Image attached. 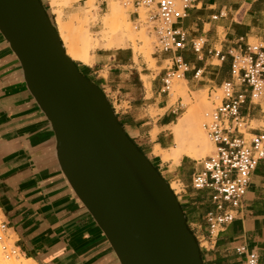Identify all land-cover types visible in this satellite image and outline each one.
Wrapping results in <instances>:
<instances>
[{
    "label": "crops",
    "instance_id": "1",
    "mask_svg": "<svg viewBox=\"0 0 264 264\" xmlns=\"http://www.w3.org/2000/svg\"><path fill=\"white\" fill-rule=\"evenodd\" d=\"M176 26L187 34L184 49L154 53L157 66L136 61L128 49L99 50L82 73L103 90L129 137L146 154L175 147L172 128L180 105L163 91L170 70L181 73L190 92L215 91L232 79L233 54L264 44V0H193ZM201 41L196 52L193 43ZM200 72L199 76L196 74ZM182 104V103H181ZM242 114L264 131V98L250 99ZM157 131L153 135L154 131ZM160 146V147H159ZM162 172L167 167L159 155ZM202 162L183 157L168 171L194 236L206 234L205 215L215 207L210 190L196 191L192 178ZM0 208L16 236L20 253L37 264H121L105 234L70 186L57 158L51 124L30 93L22 66L0 32ZM245 246L264 264V160L251 175L236 220L214 249H201L204 264H244L236 249Z\"/></svg>",
    "mask_w": 264,
    "mask_h": 264
},
{
    "label": "water",
    "instance_id": "2",
    "mask_svg": "<svg viewBox=\"0 0 264 264\" xmlns=\"http://www.w3.org/2000/svg\"><path fill=\"white\" fill-rule=\"evenodd\" d=\"M0 32L51 124L62 172L121 264H204L169 182L129 137L109 99L67 56L41 0H0ZM114 144L142 173L170 217L153 215L122 169Z\"/></svg>",
    "mask_w": 264,
    "mask_h": 264
},
{
    "label": "built area",
    "instance_id": "3",
    "mask_svg": "<svg viewBox=\"0 0 264 264\" xmlns=\"http://www.w3.org/2000/svg\"><path fill=\"white\" fill-rule=\"evenodd\" d=\"M193 0H137V9H149L146 22L156 36V53L184 49L187 34L176 26L186 16ZM156 5V8L153 6ZM202 42L193 43L200 52ZM181 73L170 70L163 80V91L171 93L173 81L179 79L188 66L177 58ZM200 72L196 75L199 76ZM220 95L205 125L214 146V154L202 161L203 168L194 174L192 187L196 191L210 190L215 205L205 215L206 234L196 237L201 249H214L226 228L236 220V213L246 197L251 175L264 160V131L254 132L252 123L242 114V107L250 99L258 104L264 98V44L249 45L243 53L233 54L232 79L219 88ZM9 230V223L0 208V233ZM16 246V245H15ZM245 256L244 264H261L260 258L245 246L236 249ZM17 253V248L13 249Z\"/></svg>",
    "mask_w": 264,
    "mask_h": 264
},
{
    "label": "bare ground",
    "instance_id": "4",
    "mask_svg": "<svg viewBox=\"0 0 264 264\" xmlns=\"http://www.w3.org/2000/svg\"><path fill=\"white\" fill-rule=\"evenodd\" d=\"M95 1L96 0H90L88 4L89 8L84 12V17L76 15L72 23V20L70 23L60 22L57 28L67 56L75 63L80 62L86 65H91L94 60L93 52L97 49L112 50L115 47L117 49L125 48L128 42L134 41L133 38L136 36L134 30H132L134 28L133 26L131 28V22L129 21L131 0H121V3L118 4L117 2L114 3L110 0L111 2L109 1L108 5L109 9L102 18L103 29L99 36L95 37L89 28L90 18L96 19L95 16H92V8L95 6ZM57 3V1L54 2V4ZM81 15H83V13ZM182 82V85H180V87L178 86L179 88L176 86V88H178L176 91L178 92V95L188 99L187 83L185 81ZM210 115L205 97L197 95L196 104L189 107L186 113L172 128V134L176 146L169 150L156 148L155 153L161 156L162 160L165 161L167 157H169L174 168L180 164V161L184 156L193 159L207 156L210 157L214 147L210 144L204 129L205 125L210 121ZM206 118H208V121L204 125ZM109 145L120 162L125 174L133 183L153 215L160 223H162V225L166 227L169 226L170 217H168L163 211L159 199L146 182L140 170L124 154H122L114 144L109 143ZM171 188L173 189L174 186L171 185ZM1 250L0 245V264H37L32 258L23 256L21 257V261L14 256L7 260V257H4L5 255L3 256ZM11 254H16L13 252V248Z\"/></svg>",
    "mask_w": 264,
    "mask_h": 264
},
{
    "label": "rangeland",
    "instance_id": "5",
    "mask_svg": "<svg viewBox=\"0 0 264 264\" xmlns=\"http://www.w3.org/2000/svg\"><path fill=\"white\" fill-rule=\"evenodd\" d=\"M58 2L57 4H54V2ZM110 0H96L94 2V7L92 8V16H95L96 19L90 18L89 20V28L90 31L95 37H98L101 30L103 29L102 26V18L103 16L107 13L108 11V5H109ZM112 2H117L121 3V0H111ZM110 1V2H111ZM120 1V2H119ZM137 0H131V6L129 8V21L131 22V28L133 26L134 32L136 36H134L133 40L128 42V46L126 45L125 48H118V49H128L131 53L135 55V60L138 61H144L148 67L155 69L157 66L156 63V55L155 53V46H156V36L154 32L152 31L151 25L149 24H142L138 23L136 21L137 19V13L140 14V20L143 22H146L148 19V11L149 9L141 7L140 9H137L136 5ZM157 2L160 0H156ZM53 24L58 28L60 22H68L71 23L74 21L76 15H80V17H84L86 10L89 8V2L90 0H42ZM153 8H156V5L153 6ZM83 13V15H81ZM96 20V21H94ZM93 23V24H92ZM92 26V27H91ZM117 49L116 47L113 48L112 50ZM99 50H102V52L106 49H97L95 52H93V56L96 52ZM108 51V50H107ZM94 61V60H93ZM76 64L79 66V68L83 71H85V65L80 62H76ZM81 71V72H82ZM183 79H175L173 81L172 89H171V103L172 104H178L179 103V112H178V118L182 117L186 111L188 110L189 107L193 106L196 104V96L197 95H202L205 97V101L208 105V111L210 114L212 113L213 109L215 108L216 104L219 103L217 100L218 95H220V91L218 88L215 89V91H203V92H190L188 90V99L178 95V88L180 85H182ZM182 82V83H181ZM176 86L178 88H176ZM111 103V102H110ZM182 103V104H181ZM208 121V118L205 119V123ZM253 128H257L258 124L257 123H252ZM205 129V128H204ZM157 131L155 130L153 132V135H155ZM205 133L207 135V132L205 130ZM173 135V134H172ZM208 137V135H207ZM208 140L210 144L212 142L210 141L209 137ZM174 141V137H173ZM176 145V143H175ZM213 145V144H212ZM214 147V146H213ZM147 157L152 160L155 164H157L158 158H155L154 156L157 155L155 152L154 154L152 153H147ZM168 154V153H167ZM214 154V149L212 150L211 155ZM146 155V154H145ZM169 156V154H168ZM161 157V156H160ZM187 157V156H185ZM209 157V156H207ZM207 157L199 158V159H194L195 163L197 162H202L204 159ZM162 158V157H161ZM193 159V158H191ZM151 161V162H152ZM167 164V167L161 166L160 168L162 169V172L166 177H168L169 180H172V185L174 188L172 189L173 191L175 190L176 192L180 193L181 186L178 185L177 183H174L173 177H169V170L174 171V165L172 161L167 157L166 161L163 160ZM152 162V163H153ZM153 163V164H154ZM155 166V165H154ZM159 168V167H158ZM171 186V185H170ZM16 236L11 232V231H6L5 233H0V245H1V251L4 257H7L6 259L9 260L13 256L21 261V257L23 256L20 251L17 249L16 254H11L12 248L14 249L15 246V241H16ZM3 244V245H2ZM24 257V256H23Z\"/></svg>",
    "mask_w": 264,
    "mask_h": 264
},
{
    "label": "trees",
    "instance_id": "6",
    "mask_svg": "<svg viewBox=\"0 0 264 264\" xmlns=\"http://www.w3.org/2000/svg\"><path fill=\"white\" fill-rule=\"evenodd\" d=\"M42 2V0H41ZM43 3V2H42ZM44 5V4H43ZM80 69V68H79ZM81 71V70H80ZM83 74V73H82ZM140 149V148H139ZM141 150V149H140ZM142 151V150H141ZM143 152V151H142ZM144 153V152H143ZM145 154V153H144ZM156 167V166H155ZM156 169L159 171V169L156 167ZM160 172V171H159Z\"/></svg>",
    "mask_w": 264,
    "mask_h": 264
},
{
    "label": "flooded vegetation",
    "instance_id": "7",
    "mask_svg": "<svg viewBox=\"0 0 264 264\" xmlns=\"http://www.w3.org/2000/svg\"><path fill=\"white\" fill-rule=\"evenodd\" d=\"M81 70V69H80Z\"/></svg>",
    "mask_w": 264,
    "mask_h": 264
}]
</instances>
